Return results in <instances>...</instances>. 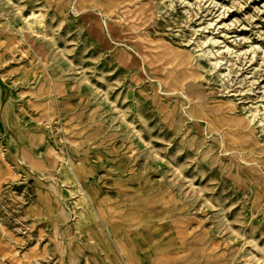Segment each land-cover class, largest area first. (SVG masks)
<instances>
[{
    "label": "rangeland",
    "instance_id": "rangeland-1",
    "mask_svg": "<svg viewBox=\"0 0 264 264\" xmlns=\"http://www.w3.org/2000/svg\"><path fill=\"white\" fill-rule=\"evenodd\" d=\"M0 264H264V0H0Z\"/></svg>",
    "mask_w": 264,
    "mask_h": 264
}]
</instances>
